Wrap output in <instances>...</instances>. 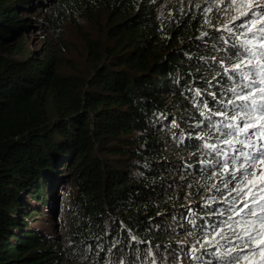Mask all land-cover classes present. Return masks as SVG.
Returning <instances> with one entry per match:
<instances>
[{
	"label": "trees",
	"instance_id": "trees-1",
	"mask_svg": "<svg viewBox=\"0 0 264 264\" xmlns=\"http://www.w3.org/2000/svg\"><path fill=\"white\" fill-rule=\"evenodd\" d=\"M159 1L0 0V264L235 262L222 221L237 228L225 168L239 161H225L241 145L224 141L264 145L227 127L245 125L238 95L264 103V35L249 31L264 15ZM76 16L98 30L83 34L86 71L63 56ZM46 25L55 55L28 50ZM65 182L75 199L59 220Z\"/></svg>",
	"mask_w": 264,
	"mask_h": 264
},
{
	"label": "snow or ice",
	"instance_id": "snow-or-ice-1",
	"mask_svg": "<svg viewBox=\"0 0 264 264\" xmlns=\"http://www.w3.org/2000/svg\"><path fill=\"white\" fill-rule=\"evenodd\" d=\"M251 7V5H249ZM241 15H247V13H241ZM255 15V13H253ZM255 30V32L264 35V18H258L257 21H252L249 25V31ZM248 44H251V41H247ZM249 55L255 56L256 53L249 50ZM264 54V50H262ZM244 61H241L240 64L235 65L236 69H240ZM248 64H251V60L248 61ZM247 79V75L244 76ZM261 84H264V80L260 81ZM249 87V85H245ZM233 92H236V89H232ZM261 93H264V88L260 89ZM253 96V92H249L247 95H238L237 99L243 101L244 103L239 107L242 110V115L239 119L245 121L244 126H237L234 124H229L227 127L229 129L236 128L237 132L240 134H247L251 130V136L257 137L260 140H264V124L254 123L253 121L264 120V103L257 104L255 99H250ZM261 100L264 101V95L261 96ZM229 103L235 104V101H229ZM251 114V115H250ZM220 115H225V113H220ZM233 120H236L237 117H233ZM225 144L233 145L239 143L240 148H234L233 154L228 161H225V164L231 162L233 165L239 161V167H233L232 169L225 168V171L231 176L232 180L236 181V184L233 186L232 191L236 192L237 196L240 197L238 203L242 205L239 208V211H236V215H240L244 212V209H248L247 216L250 217L249 221L244 225H241L237 222V228H233L228 220L222 221V223L231 230L232 237L234 240H230V243H234V249L236 250V256L233 257L234 261H239L244 257L245 250L248 251H264V248H249V245H255L256 241L264 237V204L259 203V201L264 200V169H261L259 172L260 179L256 184L253 183L257 179L256 174L258 166L264 163V145L260 149L256 150L254 153H249L244 150L245 147L253 148V143L249 142L245 145V141L238 140L235 137L231 140H225ZM215 147V146H212ZM227 186V185H226ZM251 186V187H250ZM255 188V191L252 192V188ZM245 188L248 191H245ZM249 192H252L251 197L249 198ZM249 199L251 200V206L249 204ZM256 207H260L261 213L255 211ZM235 211V209H233ZM229 220L231 217L228 218ZM223 229H221V234Z\"/></svg>",
	"mask_w": 264,
	"mask_h": 264
},
{
	"label": "rangeland",
	"instance_id": "rangeland-1",
	"mask_svg": "<svg viewBox=\"0 0 264 264\" xmlns=\"http://www.w3.org/2000/svg\"><path fill=\"white\" fill-rule=\"evenodd\" d=\"M161 2L164 0H160ZM159 1V2H160ZM198 2H203L202 4V10L205 8H210L213 5H216L219 14L221 15V20L224 19V21H230L232 19H235L236 17L242 16L241 13H248L250 11L257 12V16L264 15V0H195ZM172 2H176L179 5H182L184 0H172L167 4V7L172 6ZM251 5V7H249ZM35 17L43 16V13L38 14L37 12L34 13ZM78 24L76 25V22H72L73 18H68V22L66 26L64 27V30L61 34L64 36V40L66 42L64 44H67V47L65 49V52L63 53L64 58L68 57L71 58L70 62L65 63L69 64L68 67L72 69V71L81 70L86 71L89 69V64L86 61V54H84L85 51V42L83 38V34L86 32H92L93 34H97L98 30L96 29L95 25L92 22H87L85 19L80 18L76 16ZM99 27V26H97ZM44 29L46 30L47 38L45 39V35L41 32V30H36L35 34L27 37L28 38V50L29 51H37L40 53L48 52L50 54H57L60 51V45L56 37L51 36L49 33L48 25L44 26ZM26 36H29L26 35ZM50 48V49H47ZM68 68V69H69ZM69 69V70H70ZM261 169H264V163H262L260 166H258L256 177L257 179L253 181L254 184L258 182L260 179L259 172ZM236 184V181L234 182L233 186ZM233 186L230 187V190L232 191ZM251 187V186H250ZM245 191H248L247 188H245ZM255 191V188H252V192ZM252 192H249V198L252 195ZM75 191L68 186V183L65 182L64 184H59L58 188L55 190V195L59 198V220H61L67 210V208L72 204V202L75 199ZM237 195L236 192L232 191L230 196ZM64 196V197H62ZM27 198V196H25ZM240 199V197L237 196L236 200ZM259 203L264 204V200L259 201ZM249 204L251 206V200L249 199ZM242 205H240L233 213L234 216H232V220H234L237 224V222L242 223L244 221H249L250 217L247 216L248 209H244V212H242L240 215H236V211H239V208ZM255 211L257 213H261L260 207H256ZM61 222V221H60ZM232 222V221H231ZM41 227L44 228V230L48 232H53V226L50 221L45 220L44 218L40 221ZM232 226L233 224L230 223ZM60 226V224H58ZM182 234V233H181ZM211 236H214L212 233ZM185 237V236H184ZM210 242V241H208ZM251 248H264V237L259 238L255 245H250ZM230 251L234 250V246L229 248ZM168 258V264H188L187 262L183 261V259L176 260V256L169 255ZM231 264H264V251H249V253L246 255L244 254V257L240 259L239 261H235Z\"/></svg>",
	"mask_w": 264,
	"mask_h": 264
}]
</instances>
